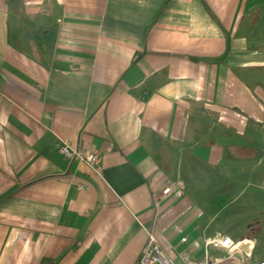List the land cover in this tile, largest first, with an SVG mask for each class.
Masks as SVG:
<instances>
[{
    "label": "crops",
    "instance_id": "1",
    "mask_svg": "<svg viewBox=\"0 0 264 264\" xmlns=\"http://www.w3.org/2000/svg\"><path fill=\"white\" fill-rule=\"evenodd\" d=\"M243 221L256 238L264 0H0V264H137L148 234L198 264Z\"/></svg>",
    "mask_w": 264,
    "mask_h": 264
},
{
    "label": "built area",
    "instance_id": "2",
    "mask_svg": "<svg viewBox=\"0 0 264 264\" xmlns=\"http://www.w3.org/2000/svg\"><path fill=\"white\" fill-rule=\"evenodd\" d=\"M58 150L67 157H74L84 161L91 168L98 170L100 164L99 155L92 151L70 149L66 143H61ZM173 191L172 186H168L162 190L160 198ZM156 196V194H154ZM187 240L186 237L181 239L182 242ZM254 240L244 239L242 241H233L228 236L218 235L209 240L206 246H213L218 250L226 252L222 258L210 260L205 255L204 259L198 264H247L251 258V253L254 247ZM181 263L178 262V259ZM169 256L153 234H148L147 242L141 252L137 264H192V254L188 250H182L178 257ZM255 264H264V260H259Z\"/></svg>",
    "mask_w": 264,
    "mask_h": 264
},
{
    "label": "rangeland",
    "instance_id": "3",
    "mask_svg": "<svg viewBox=\"0 0 264 264\" xmlns=\"http://www.w3.org/2000/svg\"><path fill=\"white\" fill-rule=\"evenodd\" d=\"M231 209L230 208L226 209L227 210L226 217L229 216V217L235 218L237 216V215L234 216L235 212L233 214H231V212L235 211V209H233V208H231ZM226 217L224 219V222L226 220ZM215 225L223 227L222 222L216 223ZM247 225H248V223H245L244 221L243 222H232V223L227 224L226 227L229 228V230H228L229 237L233 241H242L244 239L254 240L255 243H254V247H253V250L251 253V258L248 260L247 264H255L257 261H259L261 259L264 260V221H262L261 223L254 222L252 224H249V227H251V228H249L250 229L249 233H251V234L254 233L253 228H256V226L260 225V227H261L260 230L255 234L256 238H253L254 234H252L253 236H248L247 238H243L244 236L248 235L247 234L248 233V226ZM208 255L211 257V255H212L211 252L209 254H207V256ZM225 255H226V253H225ZM200 259L203 260L204 256H201Z\"/></svg>",
    "mask_w": 264,
    "mask_h": 264
}]
</instances>
